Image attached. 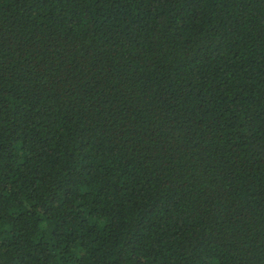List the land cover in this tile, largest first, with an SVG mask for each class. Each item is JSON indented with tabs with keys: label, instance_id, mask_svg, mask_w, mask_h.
I'll list each match as a JSON object with an SVG mask.
<instances>
[{
	"label": "trees",
	"instance_id": "16d2710c",
	"mask_svg": "<svg viewBox=\"0 0 264 264\" xmlns=\"http://www.w3.org/2000/svg\"><path fill=\"white\" fill-rule=\"evenodd\" d=\"M0 264H264V0H0Z\"/></svg>",
	"mask_w": 264,
	"mask_h": 264
}]
</instances>
